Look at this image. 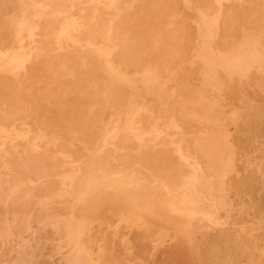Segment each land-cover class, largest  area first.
Returning <instances> with one entry per match:
<instances>
[{"label":"rangeland","instance_id":"obj_1","mask_svg":"<svg viewBox=\"0 0 264 264\" xmlns=\"http://www.w3.org/2000/svg\"><path fill=\"white\" fill-rule=\"evenodd\" d=\"M0 264H264V0H0Z\"/></svg>","mask_w":264,"mask_h":264}]
</instances>
